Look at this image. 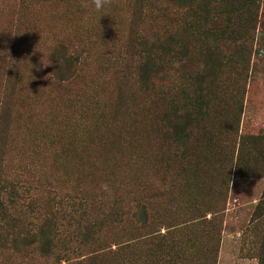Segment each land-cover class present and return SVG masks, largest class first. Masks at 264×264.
<instances>
[{"label": "rangeland", "instance_id": "obj_1", "mask_svg": "<svg viewBox=\"0 0 264 264\" xmlns=\"http://www.w3.org/2000/svg\"><path fill=\"white\" fill-rule=\"evenodd\" d=\"M257 3L256 16L248 22L253 36L240 70L236 106L229 99V79L238 70L222 69V76L212 79L211 71L223 59L215 62L210 54L189 62L193 82L188 93L178 95L181 104H199L202 116L183 148L167 145L159 154L158 126L150 116L159 106L146 107L147 118L139 107H133L136 114L119 113L125 132L137 135L132 142L139 145L137 153L144 154L145 166L129 168L142 174L145 210L139 212L131 196L109 204L107 210L117 212L109 218L117 221L106 220L100 228L103 241L75 255L56 249L55 258L30 246L18 253L1 241L0 264H264V0ZM129 4L106 0L97 11L93 0H0V113L5 107L13 119L6 134L0 125V179L14 177L41 158H46L48 174H54L49 132L67 138L63 131L69 135L75 130L67 121L79 117L78 109L92 111L79 105L93 102V97L104 105L111 100L131 21ZM55 36L82 51L85 61L78 80L53 83L48 55ZM12 64L17 83L9 75ZM7 81L16 84L12 97ZM179 153L187 157H176ZM134 215L143 221L136 223ZM57 216L63 219L58 226L72 232L68 217Z\"/></svg>", "mask_w": 264, "mask_h": 264}, {"label": "trees", "instance_id": "obj_2", "mask_svg": "<svg viewBox=\"0 0 264 264\" xmlns=\"http://www.w3.org/2000/svg\"><path fill=\"white\" fill-rule=\"evenodd\" d=\"M127 1L131 3V21L126 28L123 51L118 55L120 75L115 79L111 100L104 105L93 97V102L79 105L84 109L91 106L92 111L77 108L79 117L67 121L68 127L73 125L75 130L69 135L63 131L67 138L62 139L59 131L49 132V168L55 170L54 174H48L43 163L46 158H41L30 162L29 168L14 177L2 175L0 179V185L4 184L0 188V242H7L4 244L18 253L30 246L59 258L56 249L75 255L87 245L96 246L103 241L100 228L105 221H117L109 218V214L117 212L107 207L120 204L123 196L133 197L131 201L136 202L139 212L145 210L142 174L129 168L145 166L144 154L137 153L139 145L132 144L137 135L125 132L119 113L136 114L133 107H139L147 118L145 108L159 106L150 113L158 126L159 154L165 153L167 145L171 150L183 148L194 132V122L202 117L199 104L183 105L178 100V95L184 96L193 82L194 73L188 69L190 61L207 59L210 54L215 56V62L221 57L223 62L218 70L211 71L212 79L221 77L222 69L238 70L229 79L233 92L229 99L236 106L242 79L240 70L250 51L248 40L253 36L248 22L256 16L258 0ZM102 30L101 37L104 26ZM82 55L78 47L70 46L62 36L53 37L48 55L53 83L78 80L85 61ZM9 75L17 83L14 64L9 67ZM7 82L12 97L16 84ZM235 85L237 89H233ZM4 108L0 125L1 132L6 134L13 119ZM115 123L119 126L113 127ZM107 132L111 136L108 143ZM185 154L176 157H187ZM57 214L68 217L66 222L71 223L72 232L58 226L63 219ZM134 216L136 223L143 221L139 215ZM261 253L264 258V245Z\"/></svg>", "mask_w": 264, "mask_h": 264}, {"label": "clouds", "instance_id": "obj_3", "mask_svg": "<svg viewBox=\"0 0 264 264\" xmlns=\"http://www.w3.org/2000/svg\"><path fill=\"white\" fill-rule=\"evenodd\" d=\"M94 6L96 8L97 11L101 10L104 5L106 4V0H93ZM39 50V49H38ZM41 51V50H39ZM42 52V51H41ZM43 53V52H42ZM44 54V53H43ZM44 56V55H43ZM43 61V59H42ZM44 65H48L46 63L43 62Z\"/></svg>", "mask_w": 264, "mask_h": 264}]
</instances>
